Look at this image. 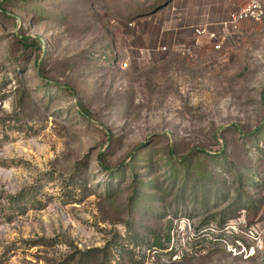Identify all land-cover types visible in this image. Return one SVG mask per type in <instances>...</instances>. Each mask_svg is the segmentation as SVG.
<instances>
[{
  "label": "rangeland",
  "instance_id": "1",
  "mask_svg": "<svg viewBox=\"0 0 264 264\" xmlns=\"http://www.w3.org/2000/svg\"><path fill=\"white\" fill-rule=\"evenodd\" d=\"M247 2L0 0V264H264Z\"/></svg>",
  "mask_w": 264,
  "mask_h": 264
},
{
  "label": "built area",
  "instance_id": "2",
  "mask_svg": "<svg viewBox=\"0 0 264 264\" xmlns=\"http://www.w3.org/2000/svg\"><path fill=\"white\" fill-rule=\"evenodd\" d=\"M264 18V0H248V2L239 8L229 12L227 18L221 22L224 28L232 29L245 21H260ZM196 35H206L211 31V25L201 24L193 27ZM222 47V42L217 43V49ZM163 49H166L164 47Z\"/></svg>",
  "mask_w": 264,
  "mask_h": 264
},
{
  "label": "trees",
  "instance_id": "3",
  "mask_svg": "<svg viewBox=\"0 0 264 264\" xmlns=\"http://www.w3.org/2000/svg\"><path fill=\"white\" fill-rule=\"evenodd\" d=\"M157 245H159V246H160L161 244H157Z\"/></svg>",
  "mask_w": 264,
  "mask_h": 264
},
{
  "label": "crops",
  "instance_id": "4",
  "mask_svg": "<svg viewBox=\"0 0 264 264\" xmlns=\"http://www.w3.org/2000/svg\"><path fill=\"white\" fill-rule=\"evenodd\" d=\"M242 7V6H241Z\"/></svg>",
  "mask_w": 264,
  "mask_h": 264
}]
</instances>
